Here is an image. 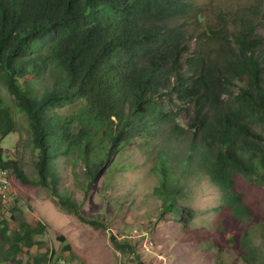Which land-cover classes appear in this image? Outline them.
<instances>
[{
	"label": "trees",
	"instance_id": "trees-1",
	"mask_svg": "<svg viewBox=\"0 0 264 264\" xmlns=\"http://www.w3.org/2000/svg\"><path fill=\"white\" fill-rule=\"evenodd\" d=\"M261 5L210 17L200 0H0V87L8 93H0V141L18 131L21 114L38 151L35 180L0 148L9 179L12 172L25 185L50 187L80 221L107 229L86 219L60 187L59 159L83 165L75 178L88 190L113 157L141 139L159 176V218L174 216L203 254L236 249L246 264H264L255 240L264 226L236 190L237 176L264 187ZM204 184L217 191L215 205L188 206L199 197L192 186ZM212 214L222 215L211 223ZM217 227L224 239L213 243ZM43 231L42 224L0 219V264H21ZM111 239L141 259L145 237ZM48 255L27 264H45Z\"/></svg>",
	"mask_w": 264,
	"mask_h": 264
},
{
	"label": "rangeland",
	"instance_id": "rangeland-1",
	"mask_svg": "<svg viewBox=\"0 0 264 264\" xmlns=\"http://www.w3.org/2000/svg\"><path fill=\"white\" fill-rule=\"evenodd\" d=\"M204 5L205 16H214L218 9L238 10L247 8L253 11V6L259 0H200ZM264 2V0H263ZM264 11V6H260ZM209 13V14H208ZM251 14V13H249ZM261 15V13H259ZM260 22V21H259ZM191 43V50L195 48ZM0 93L8 97V93L0 87ZM70 107L64 108L59 113L66 114ZM17 109L14 113L17 116ZM20 125L18 131L0 141V148L4 158L15 161L28 175L37 180L35 164L38 160V151L31 144L28 123L19 115ZM260 131V130H259ZM157 149V146L153 144ZM154 146H150L154 150ZM149 146L141 139L135 140L125 148L120 156L113 157L101 174L96 184L84 190L83 179L76 180L75 174L82 176L83 165L76 163L74 158L62 157L59 159V171L62 173L61 188L68 189L75 199L82 205L83 215L93 222H103L107 229L96 227L92 223L82 222L71 212L61 206L52 193L50 187L38 185H25L12 174L13 195L6 196L11 200L1 204L0 219H8L11 226L26 222L32 226H44V231L35 237L37 244L32 249H24L18 257L21 264H27L37 255L53 253L55 263L61 261L65 264H246L238 256L236 249L219 253L216 248H209L204 252L191 241L182 227L176 222L174 216L166 215L165 220L158 216L161 201L154 195V189L159 183V176L151 171ZM114 162L118 166H112ZM79 180V181H78ZM204 190V191H203ZM236 190L243 194L245 203L252 207L257 219L264 226V187L252 185L241 177H236ZM192 191L199 197L191 196L186 203L190 207L199 208L215 205L218 193L214 188L204 185L192 186ZM203 191V192H202ZM201 193H206L201 196ZM13 196V198H12ZM13 211L16 214H13ZM222 214H212L211 223L219 220ZM137 229V230H136ZM135 231L138 235L146 234L143 244L144 252L140 253L141 259L135 254L122 252L116 248L111 239L115 234L119 242L126 239L140 241L133 237ZM235 233L240 232V227H233ZM153 247L150 246V241ZM212 242L217 243L224 239L220 230L215 228ZM256 244L262 249L258 257L264 262V233L255 235ZM70 250L66 251V247ZM210 255V256H209ZM50 254L48 261L49 264ZM14 264V263H8ZM50 264H53L52 261Z\"/></svg>",
	"mask_w": 264,
	"mask_h": 264
},
{
	"label": "built area",
	"instance_id": "built-area-1",
	"mask_svg": "<svg viewBox=\"0 0 264 264\" xmlns=\"http://www.w3.org/2000/svg\"><path fill=\"white\" fill-rule=\"evenodd\" d=\"M4 167L0 166V189H1V194H8V195H13V192H9V186L7 184V179L4 174ZM1 200V196H0ZM5 203V201H2ZM58 263L63 264L61 261Z\"/></svg>",
	"mask_w": 264,
	"mask_h": 264
},
{
	"label": "bare ground",
	"instance_id": "bare-ground-1",
	"mask_svg": "<svg viewBox=\"0 0 264 264\" xmlns=\"http://www.w3.org/2000/svg\"><path fill=\"white\" fill-rule=\"evenodd\" d=\"M3 170H4L5 177H6V179H7V184H8V186H9V192H10L11 187H13V186H12L13 182L9 179V174H10V173H9L7 170H5V169H3ZM0 196L5 200L6 196H8V194H1V189H0ZM1 200H2V199H1ZM134 236H135V237H139V238H144V237H146L147 235H146V234L138 235V231H135ZM144 242H145V240H144Z\"/></svg>",
	"mask_w": 264,
	"mask_h": 264
},
{
	"label": "clouds",
	"instance_id": "clouds-1",
	"mask_svg": "<svg viewBox=\"0 0 264 264\" xmlns=\"http://www.w3.org/2000/svg\"><path fill=\"white\" fill-rule=\"evenodd\" d=\"M8 158H5V160H7ZM1 166V165H0ZM2 167H4V166H2ZM5 168V167H4ZM8 170V169H7ZM10 171V170H9ZM11 172V171H10ZM11 175H12V172H11ZM15 176V175H14ZM12 186H13V184H12ZM13 192H14V189H13ZM12 198H13V196H12ZM11 201V200H10ZM0 202H1V204H2V201L0 200ZM9 202V201H8ZM8 202H6V203H8ZM2 205H4V204H2ZM145 251V250H144ZM50 254V262H49V264L51 263V261H52V263L53 264H56L55 263V261H56V257H55V255L51 252V253H49ZM59 261H57V264H60V263H58ZM63 264H65V263H63Z\"/></svg>",
	"mask_w": 264,
	"mask_h": 264
}]
</instances>
